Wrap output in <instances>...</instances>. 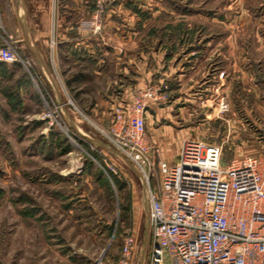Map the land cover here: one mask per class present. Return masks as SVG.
<instances>
[{
	"label": "rangeland",
	"instance_id": "obj_1",
	"mask_svg": "<svg viewBox=\"0 0 264 264\" xmlns=\"http://www.w3.org/2000/svg\"><path fill=\"white\" fill-rule=\"evenodd\" d=\"M91 1L105 14L121 0ZM125 1L138 16L132 50L107 52L106 67L104 53L83 63L62 51L52 69L34 14L18 20L16 0H0L2 35L21 57L0 62V264H117L126 234L130 264H149L148 183L97 130L114 121L99 98L120 83L131 102L151 87L166 94L146 119L155 163L173 164L186 139L222 146L224 164L264 162V0Z\"/></svg>",
	"mask_w": 264,
	"mask_h": 264
},
{
	"label": "built area",
	"instance_id": "obj_2",
	"mask_svg": "<svg viewBox=\"0 0 264 264\" xmlns=\"http://www.w3.org/2000/svg\"><path fill=\"white\" fill-rule=\"evenodd\" d=\"M98 11L96 31L102 3ZM4 32L0 6V62H21ZM164 98L160 87L137 92L127 109H115L112 124L97 127L148 183L149 264H264V162L246 156L224 164L222 146L186 139L176 162L155 163L146 119L149 104ZM155 168L159 182L152 188ZM135 243L132 234L125 235L117 264H130Z\"/></svg>",
	"mask_w": 264,
	"mask_h": 264
},
{
	"label": "crops",
	"instance_id": "obj_3",
	"mask_svg": "<svg viewBox=\"0 0 264 264\" xmlns=\"http://www.w3.org/2000/svg\"><path fill=\"white\" fill-rule=\"evenodd\" d=\"M130 3L132 2L130 1ZM127 4L129 3L121 0L101 15V29L98 31L94 30L98 13L93 8L91 0H16L15 11L18 20L21 19L22 12L34 14L35 27L37 28L36 37L46 44V50L50 51V55L52 54L50 68L54 69L59 66L58 56L62 51L78 55V59L83 58L78 61L82 60L83 63L85 60L89 63L92 53H104L102 57L98 58L97 63L100 67H106L109 64L107 52L115 53V58L118 60L117 51L132 50V46L135 44L133 40L137 39L138 31L135 24H137L138 16L136 13L126 10ZM27 24V22H22V27L26 31L28 30ZM29 46L39 56L37 57L32 52L44 72H49L48 63L43 59L42 51L34 44V47L31 44ZM130 68H133L132 65ZM113 83L118 84L117 82ZM116 90H119L120 93L116 94ZM113 91L109 96H106L105 100L102 97L99 98V101L102 102H99L100 106L104 107L103 114L110 116V122L114 113L112 111L117 107L127 109L131 104L132 97V88L127 83L125 85L120 83L119 88L115 87ZM56 92L59 91L56 89Z\"/></svg>",
	"mask_w": 264,
	"mask_h": 264
},
{
	"label": "water",
	"instance_id": "obj_4",
	"mask_svg": "<svg viewBox=\"0 0 264 264\" xmlns=\"http://www.w3.org/2000/svg\"><path fill=\"white\" fill-rule=\"evenodd\" d=\"M37 57H39L37 54H36V52H34L33 50H31Z\"/></svg>",
	"mask_w": 264,
	"mask_h": 264
}]
</instances>
